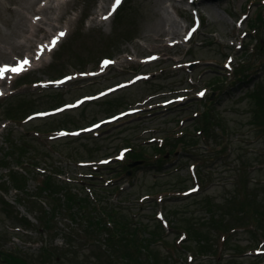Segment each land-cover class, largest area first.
<instances>
[{
    "label": "rangeland",
    "instance_id": "rangeland-1",
    "mask_svg": "<svg viewBox=\"0 0 264 264\" xmlns=\"http://www.w3.org/2000/svg\"><path fill=\"white\" fill-rule=\"evenodd\" d=\"M114 1L68 0L50 60L0 79V264H264V0Z\"/></svg>",
    "mask_w": 264,
    "mask_h": 264
},
{
    "label": "bare ground",
    "instance_id": "bare-ground-1",
    "mask_svg": "<svg viewBox=\"0 0 264 264\" xmlns=\"http://www.w3.org/2000/svg\"><path fill=\"white\" fill-rule=\"evenodd\" d=\"M68 2V0H27L26 2H22L21 4H17V14L22 20V26L23 27V19H26L27 21L25 23V31L23 33H29V35L22 41V42H14L11 45V48L13 49H20L26 52L24 57L19 60L21 64H23L24 60H28V64L23 65V68L26 70H34L39 69L42 67V62L46 59L48 61L50 60L51 55L53 52L58 48V46L62 43L60 42L62 40V36H60V32L56 33L55 31L57 29L55 25V21L59 18L60 12L62 10V6L65 5V3ZM124 2V0H123ZM122 2V3H123ZM122 5V4H121ZM120 6H118L117 9H119ZM115 10V14L118 10ZM114 14V15H115ZM33 20H31V19ZM35 18V19H33ZM102 18V17H101ZM43 32V33H42ZM42 33L44 40L45 38H48V41L46 43H41L42 39L38 38V34ZM173 33H171L172 35ZM56 40L55 46L52 45V41ZM172 39L168 40V42H171ZM39 44V46H38ZM11 48L10 54L12 53ZM33 49H36V52H34V57L30 56L28 53H30ZM50 49V50H49ZM134 55V54H133ZM47 56L49 58H47ZM39 57V58H38ZM13 59V58H12ZM14 60V59H13ZM48 63V62H47ZM134 64H138L137 61L134 62ZM17 66V63H15ZM130 65V64H129ZM128 66V65H127ZM4 67V66H3ZM0 75L4 78H6L5 75ZM145 79V78H143ZM76 81L74 79H68L67 82ZM51 83L42 84L43 86L50 85Z\"/></svg>",
    "mask_w": 264,
    "mask_h": 264
},
{
    "label": "snow or ice",
    "instance_id": "snow-or-ice-1",
    "mask_svg": "<svg viewBox=\"0 0 264 264\" xmlns=\"http://www.w3.org/2000/svg\"><path fill=\"white\" fill-rule=\"evenodd\" d=\"M120 2H121V0H115V3L113 4V6H112V11H115V9H116V7L120 4ZM109 15H111V12L109 13ZM104 19H107V17H103ZM195 29H193V31H194ZM60 36H63L64 35V33H60L59 34ZM52 45L53 46H55V44H56V40H53L52 42ZM50 50V49H49ZM39 58V57H38ZM153 59H155V57H153ZM29 62H28V60H24L23 61V64L20 66V67H18V68H13V69H10V71H12V72H14V73H19L20 71H23L24 70V68H23V65H26V64H28ZM104 63V66H107V64H109L110 63V61H104L103 62ZM8 69H0V73H2L3 71H7ZM64 81H59V82H57V83H63Z\"/></svg>",
    "mask_w": 264,
    "mask_h": 264
},
{
    "label": "trees",
    "instance_id": "trees-1",
    "mask_svg": "<svg viewBox=\"0 0 264 264\" xmlns=\"http://www.w3.org/2000/svg\"><path fill=\"white\" fill-rule=\"evenodd\" d=\"M259 19V18H258ZM255 46V45H254ZM246 80H248V77L246 76ZM26 78H24V80H26ZM245 80V81H246ZM0 261H1V257H0ZM4 264H25V262L22 259H18L16 257L12 258V259H7V261H4Z\"/></svg>",
    "mask_w": 264,
    "mask_h": 264
}]
</instances>
